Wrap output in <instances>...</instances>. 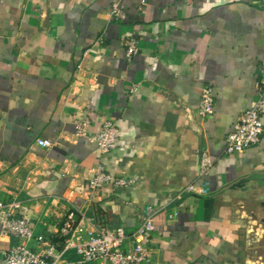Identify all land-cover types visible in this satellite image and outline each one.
<instances>
[{
  "label": "crops",
  "instance_id": "1",
  "mask_svg": "<svg viewBox=\"0 0 264 264\" xmlns=\"http://www.w3.org/2000/svg\"><path fill=\"white\" fill-rule=\"evenodd\" d=\"M114 4L124 19L113 18ZM128 38L139 42L132 60ZM208 85L215 110L204 120ZM259 85L264 0H0V204L25 206L20 215L37 234L55 233L74 205L100 228L130 235L152 207L147 264H248L251 222L221 192L264 172V133L245 153L225 155ZM86 118L90 134L115 122L114 152L74 137ZM203 152L214 166L201 177ZM100 163L130 185L88 194ZM16 243L0 226V249Z\"/></svg>",
  "mask_w": 264,
  "mask_h": 264
},
{
  "label": "built area",
  "instance_id": "2",
  "mask_svg": "<svg viewBox=\"0 0 264 264\" xmlns=\"http://www.w3.org/2000/svg\"><path fill=\"white\" fill-rule=\"evenodd\" d=\"M149 0H141L145 5ZM115 20L124 19L118 4L112 8ZM136 38L124 40L126 57L132 60L139 53ZM215 110L214 88L204 86L201 92L198 114L202 119H209ZM264 116V85H259L257 98L253 106L239 117L234 130L225 141V155L243 154L260 143L264 133L262 117ZM90 119L77 120L74 137L86 138L94 143L98 150L108 155L114 152L121 140V132L114 121H105L100 132L90 134ZM42 148H51L49 140L39 139ZM214 160L208 152H203L200 161V176L210 172ZM130 182L123 178H114L100 163L87 182L86 192L96 195L103 187L126 188ZM187 191L196 193V187ZM28 211L20 202L0 204V226L4 236L17 240L8 251L0 249L3 264H147L152 261L148 246L150 236L156 232L155 219L159 211L150 207L144 223L132 234L124 229L106 231L93 223L77 206H70V211L63 225L52 234H37L21 212ZM178 214L171 215L177 216ZM131 244V247L128 245ZM72 254L77 257L72 260Z\"/></svg>",
  "mask_w": 264,
  "mask_h": 264
},
{
  "label": "water",
  "instance_id": "3",
  "mask_svg": "<svg viewBox=\"0 0 264 264\" xmlns=\"http://www.w3.org/2000/svg\"><path fill=\"white\" fill-rule=\"evenodd\" d=\"M227 194L251 222L250 239L257 249L248 264H264V172L242 178L221 192Z\"/></svg>",
  "mask_w": 264,
  "mask_h": 264
}]
</instances>
